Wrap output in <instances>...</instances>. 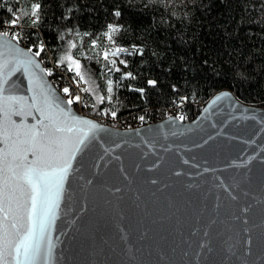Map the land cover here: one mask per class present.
Segmentation results:
<instances>
[{"label":"water","instance_id":"1","mask_svg":"<svg viewBox=\"0 0 264 264\" xmlns=\"http://www.w3.org/2000/svg\"><path fill=\"white\" fill-rule=\"evenodd\" d=\"M0 264H264V108L115 128L0 34Z\"/></svg>","mask_w":264,"mask_h":264},{"label":"trees","instance_id":"2","mask_svg":"<svg viewBox=\"0 0 264 264\" xmlns=\"http://www.w3.org/2000/svg\"><path fill=\"white\" fill-rule=\"evenodd\" d=\"M5 19L44 67L87 85L89 117H160L182 99L193 119L223 89L264 108V0H0Z\"/></svg>","mask_w":264,"mask_h":264},{"label":"built area","instance_id":"3","mask_svg":"<svg viewBox=\"0 0 264 264\" xmlns=\"http://www.w3.org/2000/svg\"><path fill=\"white\" fill-rule=\"evenodd\" d=\"M19 28L20 26L18 24V20L5 19L4 22L0 24V34H4L21 44L18 41ZM21 45L23 46V44ZM44 69L50 82L55 86L56 84L58 85L57 89L59 90L60 94L68 100L75 110L82 113L87 107L91 106V100L88 97V90L85 83L77 78L67 76L60 70H57L53 62L45 66ZM204 104H198L197 107L201 110ZM184 108L185 101L178 99L170 107L165 108L160 117L147 118L144 116H138L132 119L130 115L117 116L116 114H103L96 119L102 124L119 129L140 127L150 123L159 122L170 116L177 117L184 122H189L192 120L191 116Z\"/></svg>","mask_w":264,"mask_h":264},{"label":"rangeland","instance_id":"4","mask_svg":"<svg viewBox=\"0 0 264 264\" xmlns=\"http://www.w3.org/2000/svg\"><path fill=\"white\" fill-rule=\"evenodd\" d=\"M112 31H113V28L111 27L110 29H109V32H108V36H107V38H106V43H107V47H108V49L104 52V54H103V56L105 57V58H107L108 60H116L117 59V57L120 55V53L123 51V48H120V47H118V46H116V45H114V43L112 42V39H111V36H112ZM68 56L70 57V55L68 54ZM71 58V57H70ZM70 61H72V59H70ZM72 77V76H71ZM74 78H76V77H74ZM78 79V78H77ZM80 80V79H79ZM83 82V81H82ZM84 83V82H83ZM88 84H89V87H90V90H91V87H93L92 85H91V83H89L88 82ZM86 85V84H85ZM87 86V85H86ZM87 90H88V88H87ZM91 92H93V90H91ZM110 92H111V85L110 84H108V86H107V88H106V100L107 101H109L110 100ZM95 95L97 96L96 98H97V103L99 102V100H101V95H99L98 93H97V91H95ZM91 105H93L92 104V101H91ZM84 111H86V110H84ZM82 114H84V112H82ZM103 114H105L104 112L101 114H99V116H101V115H103ZM97 115V114H96ZM99 116H97V117H99Z\"/></svg>","mask_w":264,"mask_h":264}]
</instances>
